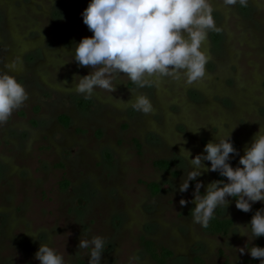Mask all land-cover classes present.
I'll return each instance as SVG.
<instances>
[{"label": "rangeland", "instance_id": "obj_1", "mask_svg": "<svg viewBox=\"0 0 264 264\" xmlns=\"http://www.w3.org/2000/svg\"><path fill=\"white\" fill-rule=\"evenodd\" d=\"M89 2L0 0V69L15 62L10 71L28 93L0 125V264H40L35 254L44 242L66 264H88L78 244L92 236L106 240L101 264H129L130 257L157 264L143 239L173 252L167 264L260 263L238 253L248 238L234 224H249L253 208L264 202L246 213L229 197L214 214L233 222L225 238L193 223V203L180 205L193 199L196 182L186 193H174V186L179 189L188 171L179 156L184 141L194 158L217 134L232 132L243 156L264 130V0H248L247 7L210 0L220 30L202 44L209 57L202 79L187 84L153 77V86L139 88L121 74L115 92L97 88L86 99L75 92L74 77L93 69L80 68L72 51L93 35L81 15ZM140 94L153 104L151 114L123 103ZM62 116L69 117L68 127ZM157 161L170 162L171 171L157 169ZM199 179L203 193L226 178L207 172ZM148 184L158 185L159 193ZM255 245L264 247V237Z\"/></svg>", "mask_w": 264, "mask_h": 264}, {"label": "clouds", "instance_id": "obj_2", "mask_svg": "<svg viewBox=\"0 0 264 264\" xmlns=\"http://www.w3.org/2000/svg\"><path fill=\"white\" fill-rule=\"evenodd\" d=\"M223 3L247 7L248 0H223ZM81 15L93 35L76 43L72 61L80 68L93 69L87 75L74 77L75 92L86 99L97 88L115 92V77L121 74L139 88L153 86V77H170L187 84L202 79L209 61L202 44L210 31L220 30L210 0H90ZM14 66L15 62L5 66L8 71L0 69V125L6 124L28 98L24 84L10 71ZM123 103L145 115L154 111L150 99L143 94ZM199 130L191 131L198 133ZM183 144L179 156L187 161L188 171L179 189L174 186V193H186L192 182H196L193 199L179 202L182 207L189 203L195 205L191 210L193 223L207 228L216 210L230 201L229 197L235 199L238 210L246 213L252 211L255 203L264 202V130L261 127L250 146L245 147L243 156L234 146L232 132L224 138L217 134L216 140L208 142L203 153L194 158ZM234 156H240L236 167L231 162ZM205 162H210V167ZM207 172H218L226 179L209 183L202 193L205 185L198 177ZM234 226L239 235L248 238L244 247L236 248L238 253L250 254L264 264V247L253 246L255 240L264 237V208L255 212L249 224ZM105 245V238L92 236L80 239L78 248L87 251L88 264H101ZM35 259L40 264H66L65 257L45 242ZM135 260L136 257H130L129 264H135Z\"/></svg>", "mask_w": 264, "mask_h": 264}, {"label": "trees", "instance_id": "obj_3", "mask_svg": "<svg viewBox=\"0 0 264 264\" xmlns=\"http://www.w3.org/2000/svg\"><path fill=\"white\" fill-rule=\"evenodd\" d=\"M61 123L68 127L70 125V119L67 116H62L60 118ZM139 146V144L137 143ZM154 166L162 171L170 172L172 165L168 161H157L154 163ZM69 183L65 182L64 187H68ZM148 187L152 190L154 194L159 193L160 188L156 184H148ZM260 209V207L253 208L252 211V217L255 214V212ZM233 227V222L230 220H220L216 216L210 221L207 228H204V231L212 234L214 236H220V237H228L230 234V231ZM143 247L147 251V253L151 256V258L157 263V264H167L168 260L173 257V252L165 247L157 246L154 242L143 239L142 240ZM262 247V246H261ZM254 264H258L259 262L254 261ZM260 264V263H259Z\"/></svg>", "mask_w": 264, "mask_h": 264}]
</instances>
